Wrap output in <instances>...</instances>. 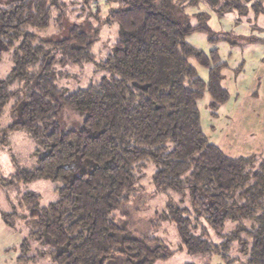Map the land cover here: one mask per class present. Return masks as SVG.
Segmentation results:
<instances>
[{"label": "trees", "instance_id": "16d2710c", "mask_svg": "<svg viewBox=\"0 0 264 264\" xmlns=\"http://www.w3.org/2000/svg\"><path fill=\"white\" fill-rule=\"evenodd\" d=\"M115 2L104 17L97 0H1L0 61L9 51L12 69L0 79V123L7 111L15 120L0 124V146L23 129L40 158L34 169L0 171V187L52 180L57 194L46 206L33 190L0 202L2 220L27 230L17 264L47 257L52 264H154L181 252L264 264V157L233 158L204 133L198 102L206 92L214 108L228 100V64L217 48L208 54L187 40L195 32L227 39L229 31L217 36L209 11L185 14L203 3L218 16L253 21L264 17V0L108 5ZM114 23L118 30L99 55L100 31ZM192 60L208 68L207 80ZM74 67H92L93 76L75 84ZM68 76L76 86L63 84ZM66 110L81 116L80 127L64 126ZM148 172L156 191L180 196L156 218L173 224V246L134 236L116 219ZM34 243L38 252L30 254Z\"/></svg>", "mask_w": 264, "mask_h": 264}, {"label": "rangeland", "instance_id": "374dc122", "mask_svg": "<svg viewBox=\"0 0 264 264\" xmlns=\"http://www.w3.org/2000/svg\"><path fill=\"white\" fill-rule=\"evenodd\" d=\"M97 3L102 9L104 17H106V14L109 15L112 7L118 5L117 2L108 5V0H97ZM201 11H209L208 24L217 33V36H221V34H225L227 30H230L227 39H212L215 37L206 32H195L187 38L189 43L208 54L217 48L221 60L228 64L223 70L225 75L223 85L229 91L228 100L218 108H214L210 104L211 96L206 92L198 102L203 131L211 142L217 144L233 158L251 154H259L264 157V43L254 41V37L264 38V29L262 28L264 17L259 16L258 19L253 21L244 18L242 22H237L236 14L228 13L216 17L217 14L209 10L203 3L197 6H189L186 8L185 14ZM69 18L72 21L77 20L73 15ZM92 21L94 25L98 24L95 19H92ZM245 27L248 29V32L245 31L246 33L241 31ZM115 30L116 32L118 30V25L115 23L111 26L103 25L100 31V39L96 41L94 46V50L99 55L104 54V49L107 48L110 42L109 39L105 38L108 35H113ZM192 62L196 65L199 75L207 80L208 68L201 66L196 60H192ZM11 69L10 52L5 51L0 61V79L5 78ZM68 71H70L72 78L74 77L71 80L76 79L75 84H84L93 76L92 67L83 69L74 67ZM68 78L70 77L63 79V84L76 86L71 81L68 82L70 80ZM62 119L65 121L64 126L66 128L68 126H81L82 118L75 111L66 110L62 115ZM14 120V115L7 111L0 124L2 127H6ZM38 149L39 144L23 129L11 132L9 144L3 147L0 146L1 173L6 175L18 168L34 169L40 158V153L37 152ZM149 176L150 172L145 174L136 195L125 205V208L115 212L116 219L122 223L126 221L128 231L134 236L144 237L150 235L163 239L164 243L173 246L178 241L173 224L169 221L158 222L156 218L167 203L179 202L180 196L174 191H156ZM55 187L56 183L52 180H36L15 188L0 187V202L5 207L7 196L15 201L18 199L19 192L33 190L41 195V205L46 206L57 198L54 191ZM125 210L126 214H123ZM26 234L27 230L23 225H17L16 228L10 227L2 220L0 214V251H2V254L0 253V264H2L3 259L7 258H12L13 264H17L16 253L18 252L8 251L3 246H20ZM37 248L38 246L34 243L30 254L37 253ZM206 260L209 261V264H226V260L220 256L204 257L187 252L174 254L167 260H160L154 264H185L188 262L201 264ZM25 264H52V261L50 257H47L43 260L39 258L37 261ZM235 264L243 263L240 261L235 262Z\"/></svg>", "mask_w": 264, "mask_h": 264}, {"label": "crops", "instance_id": "0c3cea01", "mask_svg": "<svg viewBox=\"0 0 264 264\" xmlns=\"http://www.w3.org/2000/svg\"><path fill=\"white\" fill-rule=\"evenodd\" d=\"M216 17H218V15H216ZM262 23H263V29H264V20L262 21ZM227 25V24H226ZM231 27H232V24H231ZM228 29H230V28H228ZM228 31H230V30H227V32ZM242 32H244V33H246L245 31H247L248 32V29H247V27H245V28H242V30H241ZM3 247H6L7 249L6 250H8V251H11V252H18V253H16V255L18 256V254H19V251L17 250V248L19 247V246H13V247H11V246H8V245H5V246H3ZM0 253L2 254V251H0ZM8 253H10V252H8ZM16 257V256H15ZM17 258V257H16ZM14 262H12V258H7V259H3V262H2V264H13ZM202 264V263H201Z\"/></svg>", "mask_w": 264, "mask_h": 264}]
</instances>
